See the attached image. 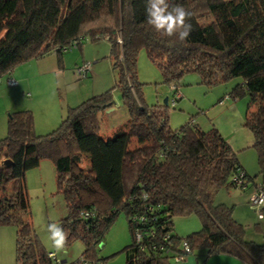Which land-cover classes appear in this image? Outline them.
<instances>
[{"label": "trees", "instance_id": "obj_1", "mask_svg": "<svg viewBox=\"0 0 264 264\" xmlns=\"http://www.w3.org/2000/svg\"><path fill=\"white\" fill-rule=\"evenodd\" d=\"M169 3L193 13L185 42L148 25L146 0H0V77L29 59L100 38L109 41L108 58L117 71L113 87L69 107L47 133L35 132L31 110L8 111L0 138V226L16 229L15 264H64L48 257L30 217L25 172L43 159L56 170V193L66 209L58 223L69 233L67 243H84L79 261H102L91 250L121 210L131 234L123 264H175L174 256L188 255L183 241L190 253L203 247L205 256L227 253L264 264V243L246 240L231 207L213 200L219 188L234 187V173L264 183V0ZM141 48L168 84L178 86L187 72L208 87L238 78L228 95L248 96L244 125L257 150L256 174L243 170L216 127L203 130L190 119L171 129L168 105L145 103L136 68ZM114 89L128 116L104 136L99 113L113 105ZM190 214L201 227L180 237L173 218Z\"/></svg>", "mask_w": 264, "mask_h": 264}, {"label": "rangeland", "instance_id": "obj_2", "mask_svg": "<svg viewBox=\"0 0 264 264\" xmlns=\"http://www.w3.org/2000/svg\"><path fill=\"white\" fill-rule=\"evenodd\" d=\"M109 48V41L106 38H100L95 41L85 40L81 47H72L62 52L61 55L54 52L49 53L55 56L58 54L66 63V72L63 78L54 72L43 73L51 82V95L57 102L59 109L56 110H61V114L59 113L58 120L55 126H52L53 128L38 130L34 126L37 134H44L56 128L69 107H73L91 95L101 93L114 86L117 71L112 68L108 58ZM84 61L92 62L94 70L92 69L91 71L93 72L90 71L85 77H79L75 75L76 73L74 74L73 69L76 64L79 65ZM29 67L31 70L35 67V72L38 71L37 66L30 65ZM136 68L137 78L142 83L143 98L147 105L160 104L167 97L168 123L171 129L180 127L190 119L198 123L203 130L218 127L235 149L241 163L242 161L243 163L245 161L251 162L250 164H253L254 171L258 169L257 150L255 147L249 146L244 147L242 150H237L239 148L237 145H244V142L251 144L253 141L252 132L244 125L248 101L247 94H242L236 98L228 95L238 83L237 77L208 87L200 81L197 73L187 72L177 84V88L182 94L180 98L175 100V104L172 105L171 100L174 95L173 89L170 87L171 83L168 84L163 81L159 68L149 59L144 48H141L137 53ZM1 78L6 80V74L2 75ZM56 80L58 81L57 83L55 82ZM49 81H47L48 84ZM86 91L92 92L87 96H83L82 100H74L78 94ZM113 101L114 103L111 107L101 110L99 113L101 120L100 133L104 136L111 133L117 124L122 125L128 116L118 89L113 90ZM111 108L113 109L112 111L106 112ZM45 130L48 131L45 132ZM80 166L84 168L87 166L85 158L81 160ZM249 171L253 173L252 170ZM25 181L34 232L45 250L53 253L54 249L49 239L47 225L50 223L59 224V220L66 215L63 198L59 193H56V170L53 162L50 159H44L40 161L37 167L26 170ZM235 192H239L235 187H221L214 194L215 200L214 198L213 200L215 202L221 199L229 203L233 200L232 193ZM242 194L245 193L242 192ZM246 201L236 206L234 211L236 218L234 215L233 217L243 224L246 230L245 237H255L258 239L256 241L264 242V220L259 219L256 209L249 202V197ZM261 212L264 213V207L261 208ZM178 217L182 216L173 218V229L177 235L184 237L191 232L184 235L178 232L176 227L181 225L179 221H176ZM258 225H260V229ZM200 227L201 224L194 231H198ZM130 242L131 234L127 219L124 212L120 210L114 221L104 232L101 242L97 243L91 250V254L95 258L102 260L104 264H123L125 262L123 248L129 245ZM83 250V241L79 238H73L66 245V253H57L55 257L59 262L63 260L64 264H82L79 259ZM192 253L193 258L199 257L202 256L201 253L206 254V249L203 247L196 248ZM9 261L15 264L14 254H12Z\"/></svg>", "mask_w": 264, "mask_h": 264}, {"label": "crops", "instance_id": "obj_3", "mask_svg": "<svg viewBox=\"0 0 264 264\" xmlns=\"http://www.w3.org/2000/svg\"><path fill=\"white\" fill-rule=\"evenodd\" d=\"M30 65L37 66L38 71L35 72V67L34 69L31 70L29 67ZM92 69L94 70V66L92 67ZM65 70H66V63L63 61L62 57H59L58 54L57 56H55L54 54H47L41 58L29 59L24 64L22 63L18 65L16 68H14L12 72L8 75L14 78L16 81V84L13 86L8 85L6 83V80L0 77V138L6 134V130H7L6 114L8 111L11 110H19V109L31 110L34 118V126L36 129L38 128V130L53 128L55 126L58 120L59 113L61 114V110H56L59 108L57 106V102L55 101V98L53 97V95H51V82L49 81V78L43 75V73L54 72L57 73L58 75H61V78H63V75L66 72ZM73 72L75 74L74 69ZM47 81H49V84L47 83ZM55 82L57 83L58 81L56 80ZM90 92L92 91H86L84 93L78 94V96H76L74 100L76 101L82 100V98H84L83 96H87ZM112 110L113 109L111 108L106 112H110ZM217 129L220 131L218 127ZM47 131L45 130V132ZM38 133H43V132H38ZM220 133L222 134L221 131ZM247 143L248 142L246 143L244 142V145L241 144L237 145L239 146L237 150L239 149L242 150L244 147L252 146V143L251 144L250 143L247 144ZM250 163L251 162H246V161L245 163H243L242 161L241 165L243 167V170L247 174L252 176L256 174L258 169L254 171L255 169H253L252 167L253 164ZM249 170H252L253 173H250ZM256 180L258 181V178ZM238 191H239L238 193L236 192L232 193L233 200H231V202L229 203H226L221 199L215 201V203H223L225 205L230 206L232 209V215H234L235 218L236 215L234 211L236 206L248 200L249 194L252 192V186L248 185L246 189L244 190L238 189ZM242 192H244L245 194H242ZM176 219H177L176 221H179V224H181L178 225L179 227H176V229L182 235L197 230L200 226V221L198 217L193 214L178 217ZM258 228L260 229V225H258ZM245 236H246V230L244 233V238L246 240H253L256 243H260V241L259 242L256 241L258 239L255 237H250V236L245 237ZM15 237H16V229L14 226L11 225L0 226V264H12L9 260L12 254H14V258H15ZM192 254L193 253H189L187 256H185V258L182 261L176 262L175 264H253V263H248L236 256L227 253H213L207 256L201 253L202 256L194 257V258Z\"/></svg>", "mask_w": 264, "mask_h": 264}, {"label": "clouds", "instance_id": "obj_4", "mask_svg": "<svg viewBox=\"0 0 264 264\" xmlns=\"http://www.w3.org/2000/svg\"><path fill=\"white\" fill-rule=\"evenodd\" d=\"M146 19L157 33L162 37H176L180 42H185L193 31L191 17L193 13L183 5L170 4L169 0H146ZM264 205V200H261ZM259 219L264 220V213L256 209ZM47 232L52 243L54 252H65L69 233L59 224L50 223L47 225ZM185 251H189L185 243Z\"/></svg>", "mask_w": 264, "mask_h": 264}, {"label": "built area", "instance_id": "obj_5", "mask_svg": "<svg viewBox=\"0 0 264 264\" xmlns=\"http://www.w3.org/2000/svg\"><path fill=\"white\" fill-rule=\"evenodd\" d=\"M71 47H75V45L71 46ZM63 50L65 51V47L63 48ZM91 70H92V62H90V61H84L83 63L76 65L74 68L75 73L79 77L87 76ZM6 83L10 86H13L16 84V81L11 76H7L6 77ZM170 87L173 89V95L174 96L171 100V103H172V105H174L175 100L180 98L181 92L178 90L177 86L174 83H171ZM230 182H232L233 186L239 190L246 189L247 186L251 183L252 184V192L249 196V202L253 208H255V209L259 208V210L261 212V208L264 207V205H261V203H260L261 200H264V183H262L260 181H258L257 183H253L252 180L248 176H245L243 174V172L234 173L230 178ZM88 214L89 213L87 211L82 212L83 217H87ZM185 243H187V242L186 241L182 242V246L184 248V251H185V247H184ZM187 245H188V243H187ZM189 249H190V247H189ZM185 252L189 254L190 250L185 251ZM48 257H50L52 259H56L55 255L54 256L52 255V252L48 253ZM183 259H184V257L182 255H177V256H174V258H173V260L175 262L182 261ZM81 263L82 264H104L102 261H92V260H88V259H81Z\"/></svg>", "mask_w": 264, "mask_h": 264}, {"label": "water", "instance_id": "obj_6", "mask_svg": "<svg viewBox=\"0 0 264 264\" xmlns=\"http://www.w3.org/2000/svg\"><path fill=\"white\" fill-rule=\"evenodd\" d=\"M162 103L165 104V105H168L167 97H165V98L163 99ZM62 262H63V260H62Z\"/></svg>", "mask_w": 264, "mask_h": 264}, {"label": "bare ground", "instance_id": "obj_7", "mask_svg": "<svg viewBox=\"0 0 264 264\" xmlns=\"http://www.w3.org/2000/svg\"><path fill=\"white\" fill-rule=\"evenodd\" d=\"M49 253V252H48Z\"/></svg>", "mask_w": 264, "mask_h": 264}]
</instances>
